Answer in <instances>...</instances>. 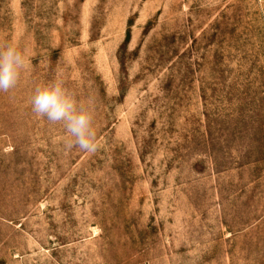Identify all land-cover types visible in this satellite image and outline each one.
<instances>
[{
	"label": "rangeland",
	"instance_id": "obj_1",
	"mask_svg": "<svg viewBox=\"0 0 264 264\" xmlns=\"http://www.w3.org/2000/svg\"><path fill=\"white\" fill-rule=\"evenodd\" d=\"M0 264H264V0H0ZM62 81L99 147L32 111Z\"/></svg>",
	"mask_w": 264,
	"mask_h": 264
},
{
	"label": "clouds",
	"instance_id": "obj_2",
	"mask_svg": "<svg viewBox=\"0 0 264 264\" xmlns=\"http://www.w3.org/2000/svg\"><path fill=\"white\" fill-rule=\"evenodd\" d=\"M28 67L26 52L17 46L9 45L0 50V92L14 89ZM31 107L37 117L62 125L66 150L78 148L91 153L98 149L93 102L77 99L62 81L38 88L31 97Z\"/></svg>",
	"mask_w": 264,
	"mask_h": 264
}]
</instances>
